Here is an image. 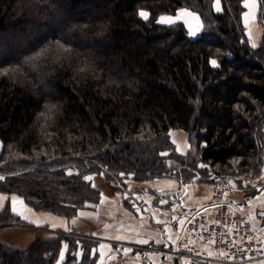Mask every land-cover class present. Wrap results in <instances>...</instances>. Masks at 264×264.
<instances>
[{
    "label": "trees",
    "instance_id": "16d2710c",
    "mask_svg": "<svg viewBox=\"0 0 264 264\" xmlns=\"http://www.w3.org/2000/svg\"><path fill=\"white\" fill-rule=\"evenodd\" d=\"M219 8L217 0H0L1 190L70 215L92 195L91 171L144 180L168 173L173 158L182 178L260 177L264 34L253 47L244 0ZM182 9L201 18L195 35L182 21L157 22ZM258 19L264 26L262 0ZM177 129L188 134L186 154ZM64 239L26 250L0 242V264H56L62 243L75 242ZM79 264L97 263L89 254Z\"/></svg>",
    "mask_w": 264,
    "mask_h": 264
},
{
    "label": "rangeland",
    "instance_id": "374dc122",
    "mask_svg": "<svg viewBox=\"0 0 264 264\" xmlns=\"http://www.w3.org/2000/svg\"><path fill=\"white\" fill-rule=\"evenodd\" d=\"M258 5L259 8L256 15L258 26L260 30L262 29L260 42L264 34V26L258 19L260 0H258ZM191 11L188 9L180 12L178 13L179 16H176L177 14L164 16L173 17L175 22L182 21L191 33H198L201 27V18L196 12L192 11V13ZM184 13H191V15H184ZM186 143L190 151L191 145L188 134ZM1 149L2 142L0 141V152ZM179 165L178 161L170 158L168 159L169 171L164 175L136 180L132 174L126 175L121 173L119 174V182L114 181L101 170L88 172L85 174V177H90L91 179H84L92 195L87 200L79 201L77 206L71 207L72 214L70 215L62 211H52L50 208L38 209L30 205L23 194L17 191H3L0 188V215L5 213L9 215V221H4L0 224V242L10 248L26 250L36 240H51L56 238L65 240L64 237L72 236L75 240L74 245L67 241L62 243L63 245L60 248L56 264H64L69 251L75 254V256L71 255L73 257L71 264H79L89 254L97 264H154L148 256L149 252H158V249L164 247L165 244H157L152 238L148 239V237L140 234L142 233L140 232L141 227L139 225V230L135 222L142 219L146 227L154 226L161 231H165V233L167 230H173V233L178 231L173 240V243L178 246L177 250H175L179 257L178 264H193L192 258L189 255L193 247L200 249L210 248L213 252L212 246L214 242L211 240L214 237L207 239L205 235H201L193 228H190L192 224L201 226L202 222H206L205 219H200L202 218L200 217V213L192 217V219L196 218L198 220L191 222L189 227L182 231L185 221L191 218V215L199 206L195 208H183L181 204L174 206L172 203L176 200L181 201L180 195L183 188L185 190L188 187V183L197 182L209 185L212 188L215 186L214 198L217 189H221L219 187H224L223 185L229 186V179L217 180V178H214V181L209 182L198 175L189 179V175L187 174L182 178L178 174ZM199 167L207 169V176L215 173L208 164L199 162ZM67 173L75 174L78 171L68 169ZM0 176L4 177L0 180V182H3L5 176L2 174ZM167 177H176L180 180L177 194L164 193L166 197L163 195L160 198L158 197L159 202H153L154 192L160 190L158 189V185H160L159 180L168 179ZM257 179L258 185L260 184L264 187L263 183H261L264 182V169L261 176L257 177ZM155 185H157V188H155ZM161 186L168 187L165 184ZM13 198H15V203H13ZM259 201H264V199H260ZM161 202L162 204L160 205ZM26 206L32 209V213H28L29 215L25 214ZM207 212L211 213L210 211ZM220 222L222 221L211 223L210 227L219 225ZM173 228L176 229L174 230ZM262 236L264 235L262 234ZM141 241H147V243H141ZM100 244L102 252H104V258H101L99 255L102 252H96ZM117 249L122 251L123 255L115 256L113 252ZM163 249L160 248V250ZM107 252L110 254V258L107 256ZM117 252L119 251L117 250ZM218 255L217 253L216 256ZM220 255L224 256L223 253ZM258 260H264V257Z\"/></svg>",
    "mask_w": 264,
    "mask_h": 264
},
{
    "label": "crops",
    "instance_id": "0c3cea01",
    "mask_svg": "<svg viewBox=\"0 0 264 264\" xmlns=\"http://www.w3.org/2000/svg\"><path fill=\"white\" fill-rule=\"evenodd\" d=\"M244 3L246 4V0L244 1ZM247 5L248 6L246 7L245 11V13H247V17L244 13V22L247 28V34L250 38L249 40L251 44L257 45L262 34V29L260 30V27L258 26V20L256 15L259 8L258 0H256L254 7L252 6V0H247ZM185 10L188 9H182L178 13L183 12ZM176 16H178V14ZM171 133L173 140L176 144L177 151L181 154H185L188 150L186 143L187 132L182 129H177L173 130ZM167 178L168 179L159 180L160 185H158V189L160 190H158V192H154V199L153 197H151V199H153V202H159L158 197H162L164 193H173L174 195L177 194L178 188L180 187V180H178L176 177ZM228 183L229 186L223 185V192L226 196L225 198L230 201L234 206H236L239 210L247 213L251 217L255 228L258 229V231L264 235V201H259L260 199H264V187H262L260 184L258 185V179L251 176H245L242 178H229ZM261 183H263L264 185V182ZM162 184H165L168 187L161 186ZM187 185L188 187H186L185 190L183 188L182 193L180 195L181 201L179 202L178 200H176L172 203V205L177 206L181 204V207L183 208H195L200 205H210V201L213 199L215 186L212 188L209 185L200 184L197 182L188 183ZM155 188H157V185H155ZM164 197H166V195H164ZM161 204L162 202L160 203V205ZM26 208L27 209H25V214L29 215L28 213H32V209H30V207L26 206ZM135 225L138 226L139 230L141 227L140 232L142 233L140 234L144 235V237H148V239L152 238V240L157 244H165L164 247H160L164 248L163 250H160L159 248L158 252H149L148 256L151 261L154 262V264H178L179 257L175 252L173 243V240L175 239L178 231H175L173 233V230H167V232L165 233V231H161L160 229H157L154 226L146 227L142 219L137 220L135 222ZM173 229L175 230L176 228ZM106 248L108 249V247ZM117 250L119 252H117ZM117 250L113 252L115 256L123 255L122 251H120L119 249ZM102 251L103 250L100 244L97 247L96 252L101 253ZM99 255L101 258H104V252ZM107 256L110 258V254L108 252ZM259 263L264 264V260H256L251 264Z\"/></svg>",
    "mask_w": 264,
    "mask_h": 264
},
{
    "label": "built area",
    "instance_id": "2783aa9c",
    "mask_svg": "<svg viewBox=\"0 0 264 264\" xmlns=\"http://www.w3.org/2000/svg\"><path fill=\"white\" fill-rule=\"evenodd\" d=\"M216 195L210 202V205H201L187 219L183 225L182 231L189 227L191 222L198 219L193 218L200 213V219H205L201 226L192 224L197 233L205 235L207 239L214 237L212 248L200 249L193 247L191 261L193 264H251L252 262L264 257V236L255 228L251 217L239 210L230 201L225 199L224 187H219ZM209 208V210H208ZM210 211L211 213L207 212ZM217 221V222H214ZM219 225L211 226V223ZM263 240V241H262ZM208 244V243H207ZM174 248L178 246L174 243ZM219 254L216 256V254ZM223 253L224 256L220 254Z\"/></svg>",
    "mask_w": 264,
    "mask_h": 264
},
{
    "label": "snow or ice",
    "instance_id": "6c2138e0",
    "mask_svg": "<svg viewBox=\"0 0 264 264\" xmlns=\"http://www.w3.org/2000/svg\"><path fill=\"white\" fill-rule=\"evenodd\" d=\"M255 2H256V0H252V6H253V7L255 6ZM262 3H264V0H262ZM245 6H246V7L248 6V5H247V0H246V4H245ZM217 10H218V11L220 10V8H219V0H217ZM140 15H141L143 18H145V19L148 18V13H146V12L141 11V12H140ZM184 15H191V13H184ZM178 16H179V14H178ZM245 16L247 17V13H245ZM157 22H158V23H168V24H172V23H175V19H174L173 17H165V16H161ZM192 34L195 35L196 33L193 32ZM252 46L255 47L256 45L253 44ZM212 63L215 64L216 62H215V61H212ZM201 166L203 167V165H201ZM69 174H71V173H69ZM3 178H4V177L0 176V180H2ZM85 179H86V180H90L91 178H90V177H85ZM13 203H15V198H13ZM141 243H147V241H141Z\"/></svg>",
    "mask_w": 264,
    "mask_h": 264
}]
</instances>
